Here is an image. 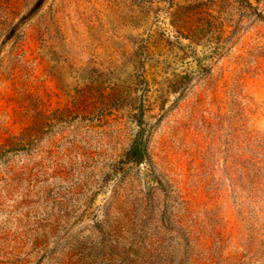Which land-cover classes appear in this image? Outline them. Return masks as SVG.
<instances>
[{"label":"rangeland","instance_id":"1","mask_svg":"<svg viewBox=\"0 0 264 264\" xmlns=\"http://www.w3.org/2000/svg\"><path fill=\"white\" fill-rule=\"evenodd\" d=\"M0 264H264V0H0Z\"/></svg>","mask_w":264,"mask_h":264},{"label":"trees","instance_id":"2","mask_svg":"<svg viewBox=\"0 0 264 264\" xmlns=\"http://www.w3.org/2000/svg\"><path fill=\"white\" fill-rule=\"evenodd\" d=\"M128 154L132 155L133 157L142 159L145 157V146H144V133L141 130L135 137L131 149Z\"/></svg>","mask_w":264,"mask_h":264}]
</instances>
